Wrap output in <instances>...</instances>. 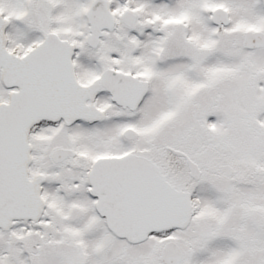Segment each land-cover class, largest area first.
<instances>
[{
    "label": "snow or ice",
    "instance_id": "obj_1",
    "mask_svg": "<svg viewBox=\"0 0 264 264\" xmlns=\"http://www.w3.org/2000/svg\"><path fill=\"white\" fill-rule=\"evenodd\" d=\"M0 264H264V0H0Z\"/></svg>",
    "mask_w": 264,
    "mask_h": 264
}]
</instances>
